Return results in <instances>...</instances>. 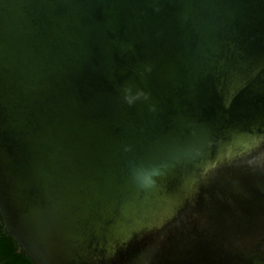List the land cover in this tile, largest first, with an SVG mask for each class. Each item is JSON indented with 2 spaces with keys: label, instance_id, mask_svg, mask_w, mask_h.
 Wrapping results in <instances>:
<instances>
[{
  "label": "water",
  "instance_id": "obj_1",
  "mask_svg": "<svg viewBox=\"0 0 264 264\" xmlns=\"http://www.w3.org/2000/svg\"><path fill=\"white\" fill-rule=\"evenodd\" d=\"M0 214L34 264H264V0H0Z\"/></svg>",
  "mask_w": 264,
  "mask_h": 264
},
{
  "label": "trees",
  "instance_id": "obj_2",
  "mask_svg": "<svg viewBox=\"0 0 264 264\" xmlns=\"http://www.w3.org/2000/svg\"><path fill=\"white\" fill-rule=\"evenodd\" d=\"M0 264H34L7 233L0 214Z\"/></svg>",
  "mask_w": 264,
  "mask_h": 264
}]
</instances>
